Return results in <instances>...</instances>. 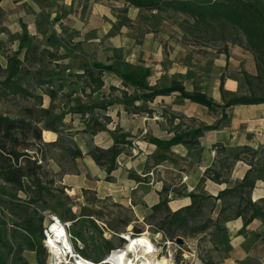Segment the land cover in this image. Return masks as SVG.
I'll return each instance as SVG.
<instances>
[{
    "label": "trees",
    "instance_id": "16d2710c",
    "mask_svg": "<svg viewBox=\"0 0 264 264\" xmlns=\"http://www.w3.org/2000/svg\"><path fill=\"white\" fill-rule=\"evenodd\" d=\"M2 1L0 0V19L4 15L1 7ZM118 1H122L128 7L155 11L159 14L184 15L193 21V26L206 31L218 27L225 35L229 30L234 35L232 45L250 51L255 61L256 76H250L244 70L240 71L247 87V93L227 94L223 90V78H221L220 91L223 100L221 106L215 104L211 98L199 90L186 91L177 81H172L168 87L164 88L150 86L147 81L150 75L149 69L138 68L132 72L122 68L117 71L111 64L95 61L83 65L81 67L83 73L75 74V77L84 83L91 94L102 89L105 73L116 74L124 87L133 89L132 93L121 91L123 100L120 103L125 106L127 113H151L148 103H152L157 97L170 96L173 93H177L179 99L204 106L211 112H216L218 109L223 112L216 124L204 125L195 130L187 127L182 129V125H185L183 116L171 113L170 123L175 119L179 120L173 128V137L166 141L150 138L148 139L150 144L158 149H169L179 144L187 148L197 147L199 137L205 132L219 129L226 120L225 109L234 105L264 103V96H256L253 89L254 82H264V0ZM117 13L118 25H127L129 23L126 16L127 9H120ZM4 31L5 29H1L0 33ZM19 53L16 51L13 55L6 57L5 68L0 65V102L14 103L18 107L15 114L0 111V182L9 186L14 195L23 194L24 199L9 202L0 200V264H8L11 258L25 251L33 252L38 264H45L46 250L42 245L44 240L42 213L46 208L38 209V207L46 203V197L49 196L53 181L47 182L50 176L44 164L48 159L55 161L60 168L59 174L62 176L77 170L76 160L81 159L83 154L71 135L62 132L65 127L64 116L54 115L46 120L45 116H49L53 108H42V96L34 94L30 89L31 82H34L36 87L51 85L49 81L41 80L40 72L32 70L34 50L27 49L22 60L19 58ZM47 56L56 61L63 59L55 54ZM110 89L116 90L114 87ZM48 96L53 97V93L48 92ZM24 102L27 104L23 105ZM136 102H141V104L135 105ZM110 105L102 102L85 106L77 105L71 112L90 118L93 131L89 134L93 136L104 129L103 125L98 124V117L102 118L105 124L108 123L109 119L104 116V113ZM43 131L57 134V140L45 143L42 138ZM119 131L115 130V133ZM127 138L125 134H118L115 136L113 145L107 149L97 147L90 142L87 143L88 155L100 169L106 172L107 181L113 180L111 173L116 169L117 158L131 143ZM216 148L217 158L205 170V178L219 184L228 183L235 163L249 156L251 157V168L243 180L219 192L216 196L190 193L188 194L191 200L190 205L174 212L168 206L169 190L163 187L159 193V202L144 218V223L152 231L162 234L170 242H175L178 237H194L207 233L212 239L217 237L218 232H221L222 236L227 239L225 224L228 221L242 219V230H244L253 220H264V199L256 202L251 200V192L255 186L254 172L257 169L252 161L259 152L262 154L264 152L247 146L225 148L218 145ZM47 152H53V154L48 158ZM165 160H168V157L164 154L154 157L156 164ZM65 162L72 165L71 171L64 168L63 163ZM131 177L140 180V177L133 174ZM3 204H8L9 208H4ZM5 210L16 219L15 223L8 224L4 216ZM214 211H217V214L215 218H212ZM132 221L122 220L120 226L124 229ZM109 227L112 232L116 231V227L114 228L112 224H109ZM133 229L135 233H140L137 229Z\"/></svg>",
    "mask_w": 264,
    "mask_h": 264
},
{
    "label": "crops",
    "instance_id": "0c3cea01",
    "mask_svg": "<svg viewBox=\"0 0 264 264\" xmlns=\"http://www.w3.org/2000/svg\"><path fill=\"white\" fill-rule=\"evenodd\" d=\"M88 1L91 5L89 4V14L84 20L85 24H89L86 28L97 29L96 31L103 35L118 22L117 9L126 8V16L130 22L135 10L140 11L128 7L121 1L107 0L108 3ZM114 9L116 13L113 12ZM125 33L126 29L121 26L113 36L108 38L106 46L98 52L97 49L92 51V42H90L97 41L99 37L96 36L89 41V45L85 46L84 52L89 55L93 53L94 60L104 64H112L115 59L114 54L121 52L123 68H133L132 65L138 64L141 68L150 70L147 78L150 86L168 87L172 81H177L186 91L199 90L217 105H223L220 91L221 78H223L224 92L229 95H238L248 92L245 82L240 78V71L244 70L250 76L257 74L253 55L241 50L242 48L238 46H232L229 49V57L221 56L213 65L208 63L196 65L195 62L186 64L176 57L165 60L160 41L154 38L152 32L147 31L139 44H136L132 35L128 36ZM123 36L125 40L122 39ZM139 57L142 63L138 62ZM82 73L81 68L76 72V74ZM111 87H114L117 92L129 91L124 88L120 80L110 78L107 84L104 74L103 87L98 92L110 93ZM177 96V93H173L170 96L157 97L152 103H148L151 113L131 114L125 111L123 104L109 106L104 113V116L109 119L108 123L104 124L103 130L92 136L90 143L107 149L113 145L115 136L127 135L131 143L117 158L122 166L116 167L111 173L113 180L107 181L106 172L88 156L86 145L81 146L74 140L83 157L76 160L77 170L64 174L59 182L69 197L78 196L83 191L92 192L97 199H109L113 203L129 208L134 215L133 221L142 223L151 208L159 202V193L163 187L169 190L168 206L174 212L190 205L191 200L188 197L190 193L216 196L219 192L241 182L251 168L246 158L235 163L228 183H215L205 178L204 172L216 160L218 145L225 148L247 146L264 152V103L234 105L225 109L226 120L219 129L205 132L199 137L196 149L180 144L169 149H158L150 144L148 139L156 138L166 141L173 137V128L179 120L175 119L170 123L171 113L183 116L185 125H182V129L187 127L195 130L204 125L216 124L221 119L222 110L211 112L204 106L179 99ZM140 104L141 102L135 103V105ZM116 127L120 130L119 133H113ZM83 132L84 128L79 135L84 134ZM42 137L45 143H52L57 140L58 135L43 131ZM132 149L135 150V154L132 153ZM159 154H164L168 160L156 164L154 157ZM59 170L56 167L53 172L57 173ZM258 171L256 169L254 172L255 186L251 192L253 202L264 199V174ZM132 174L140 177V180L132 178ZM242 226L243 222L240 218L225 224L229 241L228 255L218 264H263L264 220L255 219L244 230Z\"/></svg>",
    "mask_w": 264,
    "mask_h": 264
},
{
    "label": "rangeland",
    "instance_id": "374dc122",
    "mask_svg": "<svg viewBox=\"0 0 264 264\" xmlns=\"http://www.w3.org/2000/svg\"><path fill=\"white\" fill-rule=\"evenodd\" d=\"M93 1L108 3L107 0ZM89 4L91 5V2L88 0H4L1 3L4 15L0 19V30L5 29L4 32L0 33V65L2 68L6 67L7 56L19 51V58L22 60L27 49L34 50L32 70L40 72L41 80L49 81L51 84L36 87L35 83L31 82L30 89L32 92L42 96L41 107L53 108L51 114L45 116V119L49 120L54 115H63L65 127L62 132L70 134L74 138L73 140L77 141V144L86 145V147L92 138L89 133L93 131L90 118L81 117L72 113L71 110L77 105L85 106L101 102L114 105L121 104L120 101L123 100L122 95L118 96L121 92H117V90L110 89V93L105 91L91 94L84 83L75 77L76 72L83 65L95 61L93 53L89 55L84 52L85 46L92 42V51L94 49H97V52L100 51L106 46L108 38L113 36L121 27L116 22V25L104 35L101 32L99 34L97 29L86 28L89 24H85L84 20L89 14ZM139 10H135L132 15L134 19L131 20L132 23L128 19L129 23L124 25L125 34L132 35L136 44H139L147 31L152 32L154 38H158L160 41L165 60L176 57L186 64L195 62L196 65L206 63L213 65L219 57H229V49L233 46L232 40L234 39L233 33L229 30L223 35L218 27L207 31L196 28L190 18L181 14H159L155 11ZM113 12L116 13L115 9ZM81 24L84 25L81 26ZM90 26L92 25L90 24ZM96 36L99 37L97 41H90ZM122 39L125 40L124 36ZM48 54H55L58 58L64 59L56 61L48 57ZM114 55L115 59L111 65L120 71L123 68L121 63L123 62V53L117 52ZM138 62H143L140 57ZM132 66L133 68L124 67L132 72L140 67L138 64ZM110 78L122 82L116 74L105 73L107 84H109ZM240 78L244 81L241 74ZM124 88L129 90L128 93L133 92L131 87ZM253 89L256 96H264V82H254ZM50 91L53 93V97L48 96ZM25 104L27 102L23 103V105ZM0 111L15 114L18 107L14 103L0 102ZM97 122L103 126L105 124L100 117L97 118ZM83 128L87 133L79 135ZM79 129L81 130L78 132ZM115 130L119 129L116 127L113 133ZM192 149H196V147H192ZM52 154L53 152L46 153L48 158ZM244 158L248 162L251 161L249 156ZM252 162L257 166L258 173L264 174V154L259 152ZM44 165L50 176L47 182L53 181L49 196L46 197V203L38 207V209L46 208L42 213L44 236L42 245L46 250L45 264L51 262L49 248L45 245L46 231L50 227L49 224L53 222L51 216L56 217L61 224H68L66 233L73 252L92 264H101L105 258L114 252L123 251L127 243L122 242L120 234L127 232L132 239L146 236L157 257L159 259L166 258L170 264H218L228 255L229 241L228 238L225 239L222 236L221 232H218L217 237L212 239L209 233L198 234L194 237H180L184 243L178 245L176 242L168 241L162 234L152 231L144 223V219L142 223L132 221L131 224L122 229L120 226L122 220L134 219L133 212L129 208L113 203L109 199H97L92 192L87 191H83L78 196L69 197L64 187L59 183L63 176L59 174L60 170L57 173L53 172V169L55 170L59 166L51 159H48ZM260 165L261 167H259ZM63 166L69 171L73 168L71 164L66 162L63 163ZM121 166L122 163L117 160L116 167ZM22 199H24L23 194L14 195L9 186L0 182V200L9 202L10 200ZM3 207L9 208V205L3 204ZM216 214L217 211H214L211 215L212 218H215ZM4 216L8 224L16 222V219L7 210L4 211ZM109 224H112L114 228L116 227L115 232H111ZM133 228L140 233H135ZM129 256L131 257V254H128L127 257ZM68 260L70 264H73L74 259L69 257ZM8 264L38 263L33 252L25 251L13 259L11 258Z\"/></svg>",
    "mask_w": 264,
    "mask_h": 264
},
{
    "label": "bare ground",
    "instance_id": "6f19581e",
    "mask_svg": "<svg viewBox=\"0 0 264 264\" xmlns=\"http://www.w3.org/2000/svg\"><path fill=\"white\" fill-rule=\"evenodd\" d=\"M46 231V246L51 255L50 264H70V259H74L73 264H92L86 259L76 255L68 241L65 227L56 218L55 222L49 224ZM131 254V257H127ZM101 264H170L162 257L158 258L156 252L146 236L136 239L128 238L127 246L123 251L114 252L105 258Z\"/></svg>",
    "mask_w": 264,
    "mask_h": 264
},
{
    "label": "built area",
    "instance_id": "2783aa9c",
    "mask_svg": "<svg viewBox=\"0 0 264 264\" xmlns=\"http://www.w3.org/2000/svg\"><path fill=\"white\" fill-rule=\"evenodd\" d=\"M132 153H134L135 154V150L134 149H132ZM121 164L119 163V166H120ZM51 218V221H53V222H55L56 221V217H54V216H51L50 217ZM64 227H65V229L67 228V223H63L62 224ZM120 238L124 241V243L126 244L127 242H128V238H130V235L128 234V232L127 233H121L120 234Z\"/></svg>",
    "mask_w": 264,
    "mask_h": 264
},
{
    "label": "water",
    "instance_id": "95a60500",
    "mask_svg": "<svg viewBox=\"0 0 264 264\" xmlns=\"http://www.w3.org/2000/svg\"><path fill=\"white\" fill-rule=\"evenodd\" d=\"M175 242H176V244H178V245H183V243H184L183 239L180 238V237L176 238V239H175ZM45 245H46V243H45Z\"/></svg>",
    "mask_w": 264,
    "mask_h": 264
}]
</instances>
